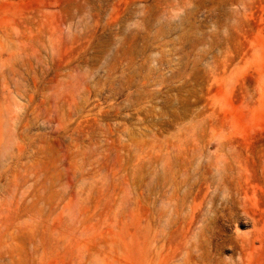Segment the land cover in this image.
I'll return each mask as SVG.
<instances>
[{"label":"rangeland","instance_id":"rangeland-1","mask_svg":"<svg viewBox=\"0 0 264 264\" xmlns=\"http://www.w3.org/2000/svg\"><path fill=\"white\" fill-rule=\"evenodd\" d=\"M186 260L264 264V0H0V264Z\"/></svg>","mask_w":264,"mask_h":264},{"label":"bare ground","instance_id":"bare-ground-1","mask_svg":"<svg viewBox=\"0 0 264 264\" xmlns=\"http://www.w3.org/2000/svg\"><path fill=\"white\" fill-rule=\"evenodd\" d=\"M209 180V179H208ZM203 241L204 240H202L201 239V241H199L198 243H194L191 247L193 248V250L196 252V253H198V252H200L201 250H202V247H203ZM192 250V251H193ZM186 252H188V251H186ZM189 252H191L190 250H189ZM187 255H188V253H186ZM190 255H191V258L193 257L192 256V254L191 253H189ZM194 255V254H193ZM193 258H195V257H193ZM196 259V258H195ZM199 259V258H198ZM197 259V260H198ZM199 262V261H198ZM185 264H191V262L189 261V260H186V262H185ZM193 264H194V262H193Z\"/></svg>","mask_w":264,"mask_h":264}]
</instances>
